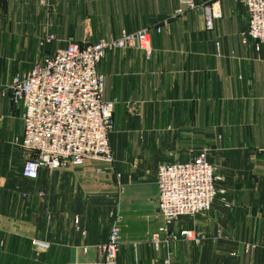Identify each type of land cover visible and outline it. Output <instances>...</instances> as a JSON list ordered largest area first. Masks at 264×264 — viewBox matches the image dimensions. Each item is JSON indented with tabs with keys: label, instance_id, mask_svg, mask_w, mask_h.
I'll return each mask as SVG.
<instances>
[{
	"label": "crops",
	"instance_id": "obj_1",
	"mask_svg": "<svg viewBox=\"0 0 264 264\" xmlns=\"http://www.w3.org/2000/svg\"><path fill=\"white\" fill-rule=\"evenodd\" d=\"M195 2L0 0V90L69 41L149 26L153 44L150 56L129 46L98 63L104 98L114 102L113 162L24 176V105L1 97L0 264H102L100 244L114 223L118 264H264V42L247 33L244 0ZM205 5L219 11L212 28ZM49 32L56 38L45 41ZM203 148L226 192L207 211L169 224L201 231L200 243L175 239L156 249L151 235L165 223L159 165Z\"/></svg>",
	"mask_w": 264,
	"mask_h": 264
},
{
	"label": "built area",
	"instance_id": "obj_2",
	"mask_svg": "<svg viewBox=\"0 0 264 264\" xmlns=\"http://www.w3.org/2000/svg\"><path fill=\"white\" fill-rule=\"evenodd\" d=\"M48 3L49 0H41ZM181 4L198 7L195 0ZM250 13L247 33L258 43L264 42V0H244ZM183 6L176 9L183 12ZM206 24L214 25L219 14L205 5ZM160 31V27H157ZM152 28L143 26L123 30L116 37H102L81 44L69 41L50 55L36 61L25 71L14 75L0 100L10 93L15 104L23 103L24 129L17 142L26 151L22 173L36 178L41 168L55 170L68 165H83L87 159L114 161L109 133L114 127V102L104 98L105 74L98 63L109 49L134 46L153 53ZM56 38L49 32L45 41ZM216 54L223 55L221 41L216 40ZM119 174V173H118ZM221 178L203 148L186 160L165 162L158 168V207L164 224L155 230L151 240L156 249L163 241L192 239L200 243L204 234L194 229L171 230L169 224L182 215L207 211L219 193L226 189L216 185ZM120 227H110L108 239L100 244L102 264H118Z\"/></svg>",
	"mask_w": 264,
	"mask_h": 264
},
{
	"label": "rangeland",
	"instance_id": "obj_3",
	"mask_svg": "<svg viewBox=\"0 0 264 264\" xmlns=\"http://www.w3.org/2000/svg\"><path fill=\"white\" fill-rule=\"evenodd\" d=\"M68 169V167H62V168H58V169H55V170H47L49 174H53V173H57V172H63L65 171L64 169Z\"/></svg>",
	"mask_w": 264,
	"mask_h": 264
}]
</instances>
